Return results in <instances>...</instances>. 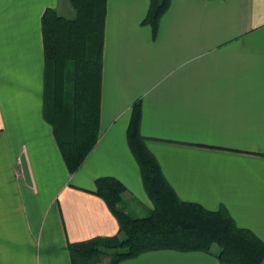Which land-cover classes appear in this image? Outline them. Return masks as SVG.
I'll return each mask as SVG.
<instances>
[{
    "label": "crops",
    "instance_id": "0c3cea01",
    "mask_svg": "<svg viewBox=\"0 0 264 264\" xmlns=\"http://www.w3.org/2000/svg\"><path fill=\"white\" fill-rule=\"evenodd\" d=\"M148 8L106 2L99 137L70 175L45 117L41 21L75 12L69 0H0V264H72L70 244L115 236L100 177L123 184L130 216L152 210L126 139L135 103L177 197L225 208L264 243V0H171L155 36ZM119 264L219 262L164 250Z\"/></svg>",
    "mask_w": 264,
    "mask_h": 264
},
{
    "label": "trees",
    "instance_id": "16d2710c",
    "mask_svg": "<svg viewBox=\"0 0 264 264\" xmlns=\"http://www.w3.org/2000/svg\"><path fill=\"white\" fill-rule=\"evenodd\" d=\"M75 16L68 19L48 9L42 16L45 59V117L70 175L78 171L95 147L100 131L102 55L107 0H69ZM171 0H149L143 25L155 36ZM68 85V88H67ZM140 103L132 107L126 139L152 204L145 216L122 210L123 184L113 177L94 182V195L114 215L118 232L70 244L72 264H92L111 252L107 264L154 251L201 252L219 264H264V243L239 228L227 210L210 211L180 200L165 180L140 134ZM99 256V257H98Z\"/></svg>",
    "mask_w": 264,
    "mask_h": 264
},
{
    "label": "rangeland",
    "instance_id": "374dc122",
    "mask_svg": "<svg viewBox=\"0 0 264 264\" xmlns=\"http://www.w3.org/2000/svg\"><path fill=\"white\" fill-rule=\"evenodd\" d=\"M75 15V14H74ZM74 15L73 16H65L66 18H69V19H72L74 18ZM72 17V18H71ZM67 88H68V85H67ZM111 253V252H110ZM109 252H105V256H100V258L96 259V263H94V261L92 262V264H106L108 262V259H109ZM99 257V256H98Z\"/></svg>",
    "mask_w": 264,
    "mask_h": 264
}]
</instances>
